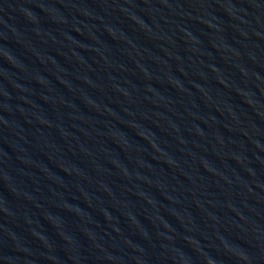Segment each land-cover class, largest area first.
<instances>
[{
  "label": "water",
  "instance_id": "water-1",
  "mask_svg": "<svg viewBox=\"0 0 264 264\" xmlns=\"http://www.w3.org/2000/svg\"><path fill=\"white\" fill-rule=\"evenodd\" d=\"M0 264H264V0H0Z\"/></svg>",
  "mask_w": 264,
  "mask_h": 264
}]
</instances>
